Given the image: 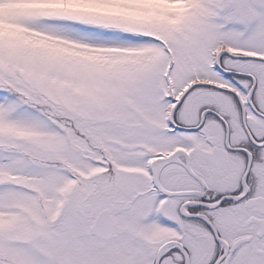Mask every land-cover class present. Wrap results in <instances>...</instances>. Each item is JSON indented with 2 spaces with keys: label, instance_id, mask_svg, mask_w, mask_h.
<instances>
[{
  "label": "snow or ice",
  "instance_id": "6c2138e0",
  "mask_svg": "<svg viewBox=\"0 0 264 264\" xmlns=\"http://www.w3.org/2000/svg\"><path fill=\"white\" fill-rule=\"evenodd\" d=\"M0 264H264V0H0Z\"/></svg>",
  "mask_w": 264,
  "mask_h": 264
}]
</instances>
